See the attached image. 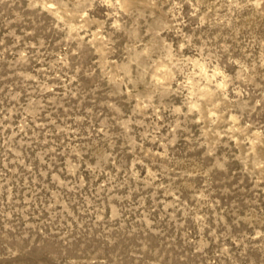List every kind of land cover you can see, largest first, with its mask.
Wrapping results in <instances>:
<instances>
[{
	"label": "rangeland",
	"instance_id": "374dc122",
	"mask_svg": "<svg viewBox=\"0 0 264 264\" xmlns=\"http://www.w3.org/2000/svg\"><path fill=\"white\" fill-rule=\"evenodd\" d=\"M0 264H264V0H0Z\"/></svg>",
	"mask_w": 264,
	"mask_h": 264
}]
</instances>
